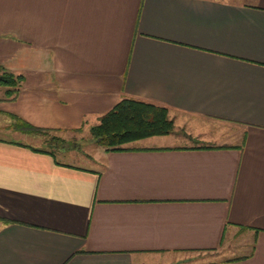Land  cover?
<instances>
[{
  "label": "crops",
  "instance_id": "0c3cea01",
  "mask_svg": "<svg viewBox=\"0 0 264 264\" xmlns=\"http://www.w3.org/2000/svg\"><path fill=\"white\" fill-rule=\"evenodd\" d=\"M0 69V264H264V0H0ZM124 98L174 138L79 166L17 121L88 132Z\"/></svg>",
  "mask_w": 264,
  "mask_h": 264
},
{
  "label": "trees",
  "instance_id": "16d2710c",
  "mask_svg": "<svg viewBox=\"0 0 264 264\" xmlns=\"http://www.w3.org/2000/svg\"><path fill=\"white\" fill-rule=\"evenodd\" d=\"M0 86L9 88L6 97L18 92L22 82L21 76L0 69ZM17 119V118H16ZM30 133L45 136L51 131L33 128L27 123L17 120ZM174 131V122L168 116V110L154 104L135 99L124 98L110 111L99 118L97 125L92 126L88 133L91 140L106 152L123 150L124 146L142 139L170 135ZM76 132V131H75ZM79 132V131H77ZM45 144L49 150H32L55 156V150H68L67 142L60 137H52ZM226 148V147H221ZM228 148V147H227Z\"/></svg>",
  "mask_w": 264,
  "mask_h": 264
},
{
  "label": "rangeland",
  "instance_id": "374dc122",
  "mask_svg": "<svg viewBox=\"0 0 264 264\" xmlns=\"http://www.w3.org/2000/svg\"><path fill=\"white\" fill-rule=\"evenodd\" d=\"M197 123L199 126L201 125L203 128H200V130H203L202 133H204V139L211 140L214 142H221V141H230L234 142L237 141L235 138H231L227 136L230 131H232L233 127H229L227 125H221L210 121H201L198 120ZM196 126V125H195ZM197 127V126H196ZM198 128V127H197ZM199 129V128H198ZM173 133V132H172ZM170 134L168 136V140H172L173 134ZM181 132H176V134H181ZM2 138L9 139V136L7 134H0ZM52 137H60L63 138L67 144H68V150L62 151V150H55L57 148H53L55 151V157L59 159L62 162L75 164L79 166H89V162H87L84 158V156L92 155L99 147L91 140V137L88 132H78L71 135H60L56 134L55 132H49L45 136H39L44 142L49 141ZM26 143H30L29 140H25ZM31 145L42 147L43 149L49 150V147L46 144L38 143L37 142H31ZM77 145V147H76ZM67 152H71L72 155L66 154Z\"/></svg>",
  "mask_w": 264,
  "mask_h": 264
}]
</instances>
